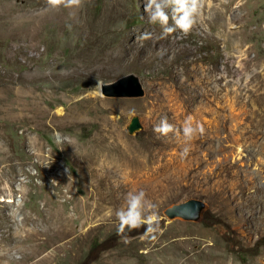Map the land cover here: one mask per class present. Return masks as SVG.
Returning a JSON list of instances; mask_svg holds the SVG:
<instances>
[{
  "label": "rangeland",
  "instance_id": "1",
  "mask_svg": "<svg viewBox=\"0 0 264 264\" xmlns=\"http://www.w3.org/2000/svg\"><path fill=\"white\" fill-rule=\"evenodd\" d=\"M44 1L0 0V264H264V0H203L169 36L146 0L61 6L66 26ZM129 73L140 97L98 93ZM140 190L158 229L116 237ZM190 197L200 222L165 218Z\"/></svg>",
  "mask_w": 264,
  "mask_h": 264
},
{
  "label": "clouds",
  "instance_id": "2",
  "mask_svg": "<svg viewBox=\"0 0 264 264\" xmlns=\"http://www.w3.org/2000/svg\"><path fill=\"white\" fill-rule=\"evenodd\" d=\"M49 3L56 8L63 6L78 10L82 7L83 0H49ZM203 5V0H146L143 10L149 23L159 25L162 35L169 36L177 30L182 34H188L197 24ZM141 38L148 39L150 34L144 33ZM153 131L167 136L174 132L175 128L165 118L154 127ZM198 132H202L200 125L193 126L190 118L185 121L183 135L186 140H191ZM125 205L115 213L119 221V231L141 226H146V232H155L158 229L156 205L147 199L143 190L129 192L125 198Z\"/></svg>",
  "mask_w": 264,
  "mask_h": 264
},
{
  "label": "water",
  "instance_id": "3",
  "mask_svg": "<svg viewBox=\"0 0 264 264\" xmlns=\"http://www.w3.org/2000/svg\"><path fill=\"white\" fill-rule=\"evenodd\" d=\"M98 93L106 97H140L143 90L138 77L134 74L123 75L113 81L99 83ZM206 203L198 198H187L183 201L171 203L166 206L162 213L168 220H181L200 222Z\"/></svg>",
  "mask_w": 264,
  "mask_h": 264
},
{
  "label": "bare ground",
  "instance_id": "4",
  "mask_svg": "<svg viewBox=\"0 0 264 264\" xmlns=\"http://www.w3.org/2000/svg\"><path fill=\"white\" fill-rule=\"evenodd\" d=\"M44 3H45L47 6H51V7H53V6L49 3L48 0H45ZM43 8H44V7H43ZM53 8H54L53 11H54L56 14L52 15V16H54L52 20H54V21L57 20L58 22H61V23H63L64 21H65V23L68 22V19H69L68 16H67L68 14H66V13H64V12H60V10H61L62 7H59V8L53 7ZM62 9H63V8H62ZM66 9H67V8H66ZM44 11H45V10H44ZM50 11H51V9H50ZM62 11H63V10H62ZM64 11H65V8H64ZM47 13H48V12H47ZM52 13H53V12H52ZM33 14H34V13H33ZM70 14H71V13H70ZM57 15H60V16L56 18L55 16H57ZM69 16L71 17L72 15H69ZM25 17H26V16H24V18H25ZM34 17H35V16H34ZM49 18H50V17H49ZM20 19H21V18H20ZM20 19H19V20H20ZM30 19H31V18H30ZM39 19H40V18H39ZM46 19H47V18H46ZM50 19H51V18H50ZM71 19H72V18H70L69 21H70ZM23 20L25 21L26 19H22V21H23ZM57 21H56V22H57ZM27 22H28V21H27ZM27 22H26V23H27ZM30 22H31V20H30ZM30 22H29V23H30ZM58 22H57V23H58ZM19 23H20V22L17 20L15 23H12V24L8 25L7 27L10 28V29H11V28H17L16 25L19 24ZM22 23H23V22H22ZM71 23H73V22H71ZM71 23L69 22L68 24L70 25ZM75 23H77V22L75 21ZM7 24H8V23H7ZM27 24H28V23H27ZM58 24H59V23H58ZM63 24H64V23H63ZM20 25H21V24H20ZM25 25H26V24H25ZM25 25H24V26H25ZM28 25H29V24H28ZM17 26H18V25H17ZM63 26H66V25L64 24ZM29 27H30V26H29ZM29 27H28V28H29ZM61 27H62V26H61ZM19 28H20V27H19ZM30 28H32V27H30ZM62 28H63V27H62ZM22 29H23V31H24V27H23ZM76 29H79V28H76ZM12 30H13V29H12ZM37 30H38V29H37ZM80 31H81V30H80ZM80 31H79V32H80ZM33 32H34V31H33ZM30 35H31V34H30Z\"/></svg>",
  "mask_w": 264,
  "mask_h": 264
},
{
  "label": "trees",
  "instance_id": "5",
  "mask_svg": "<svg viewBox=\"0 0 264 264\" xmlns=\"http://www.w3.org/2000/svg\"><path fill=\"white\" fill-rule=\"evenodd\" d=\"M143 226L138 227V228H134V229H125L123 232L121 231H117L115 232L116 237H124V236H130L139 232L143 231ZM259 242V240L256 241L255 245ZM253 245L252 249H256L257 247ZM245 250L243 249H235V253L238 255V257L240 258V260L244 261V253Z\"/></svg>",
  "mask_w": 264,
  "mask_h": 264
}]
</instances>
